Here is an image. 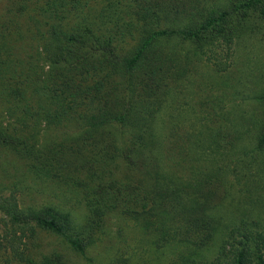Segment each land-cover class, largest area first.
Masks as SVG:
<instances>
[{"label":"trees","instance_id":"trees-1","mask_svg":"<svg viewBox=\"0 0 264 264\" xmlns=\"http://www.w3.org/2000/svg\"><path fill=\"white\" fill-rule=\"evenodd\" d=\"M164 19L171 30L158 28ZM263 24L264 0H11L0 12V142L8 143L14 128L27 126L52 101L46 138L56 128L75 131L62 132L35 167L62 185L61 193L82 201L86 216L77 230L70 214L53 205L22 208L13 191L0 193V216L20 239L50 233L85 264H97L88 254L91 233L105 231L113 211L124 218L117 249L131 236L135 242L126 263L171 264L175 254L200 252L220 225L210 201L217 173L178 176L172 105L196 60L218 65L224 56L228 62L236 41ZM134 33L130 49L120 48ZM170 36L188 44V53L171 56L160 43ZM257 98L263 110L256 146L263 151L264 93ZM205 110H188V118L201 123ZM229 233L233 241L243 238L226 240L228 264H250L253 251L255 263L264 264V231L253 234L243 223ZM13 251L18 261L39 264L26 249ZM120 261L114 254L106 264ZM40 264L55 263L45 257Z\"/></svg>","mask_w":264,"mask_h":264},{"label":"rangeland","instance_id":"rangeland-1","mask_svg":"<svg viewBox=\"0 0 264 264\" xmlns=\"http://www.w3.org/2000/svg\"><path fill=\"white\" fill-rule=\"evenodd\" d=\"M8 3L11 0H0V12ZM170 25L172 23L164 19L158 28L171 30ZM261 27L259 31L246 34L236 41L228 62L224 61V56L218 65L208 59L196 60L187 83L177 88L180 97L172 105L174 114L178 115L177 119L173 117L177 174L187 177L192 174L191 171L201 175L217 173L212 188L216 196L210 201L213 218L220 225L214 233L215 239L208 246L204 244L203 249L193 255L187 251L182 256L175 254L169 258L174 260L171 264H228L230 250L229 244L224 245L226 240L238 242L243 238L239 234L233 241L230 228L244 223L253 234L264 231V150L259 151L256 146L263 110L257 96L264 93V24ZM136 38V33L126 35L121 39L120 48L130 49ZM160 43L174 57L186 54L190 49L188 44L171 36L161 39ZM34 56L41 58L40 54L34 53ZM43 64L46 69V63ZM218 68L220 70L216 71ZM105 74L102 72L101 76ZM60 92L61 89H57V95L72 98L67 96L65 90L64 93ZM67 92L71 93L72 90ZM39 95L43 97L42 92ZM32 98L37 99L38 95L35 93ZM54 106L48 100L45 106L41 105L42 110L35 113L36 119L27 126L14 128L8 143L0 142V193L17 192L20 205L25 209L39 210L53 205L61 212L70 214L74 228L78 230L86 216L84 203L70 193H61L64 187L49 181L45 170L39 172L35 167L38 157L47 153L55 141L75 131L72 127L68 131L56 128L51 130L50 139L46 138L49 126L44 117L53 111ZM204 107L206 119L201 123L188 118L191 111ZM123 220L118 211H113L106 218L105 231L91 233L94 241L88 254L97 264L108 263L114 254L123 260L119 264H130L126 263L124 257L130 255L135 246L130 239L132 236L126 244L123 241L118 244V249L116 245ZM19 235L20 232L15 233L0 216V241L3 244L0 264H26L18 261L13 253L15 249L18 252L26 249L25 254L34 263L40 264L45 257H49L55 264H85L82 256L66 248L50 233L38 230L37 237L32 241L27 237L20 239ZM254 254L253 251L249 255L254 260L250 264H256Z\"/></svg>","mask_w":264,"mask_h":264}]
</instances>
